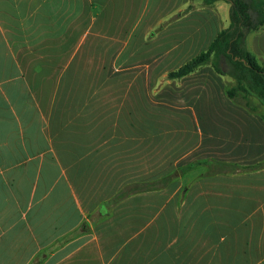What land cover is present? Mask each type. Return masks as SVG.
<instances>
[{
  "label": "crops",
  "instance_id": "0c3cea01",
  "mask_svg": "<svg viewBox=\"0 0 264 264\" xmlns=\"http://www.w3.org/2000/svg\"><path fill=\"white\" fill-rule=\"evenodd\" d=\"M141 4L0 0V264H264L261 114L211 66L167 77L229 5ZM84 48L117 57L104 78L83 77ZM192 84L181 127H160L153 100Z\"/></svg>",
  "mask_w": 264,
  "mask_h": 264
},
{
  "label": "trees",
  "instance_id": "16d2710c",
  "mask_svg": "<svg viewBox=\"0 0 264 264\" xmlns=\"http://www.w3.org/2000/svg\"><path fill=\"white\" fill-rule=\"evenodd\" d=\"M204 5L225 2L229 5L228 26L220 30L208 48L187 61L177 70L168 73L169 79L186 77L198 69L211 66L214 72L231 78L235 85L225 95L236 98L238 105L256 112L264 107V62L245 46L247 35L264 31V0H201ZM251 98L258 103H252ZM264 120V114L261 115ZM131 188L127 194L132 193Z\"/></svg>",
  "mask_w": 264,
  "mask_h": 264
},
{
  "label": "rangeland",
  "instance_id": "374dc122",
  "mask_svg": "<svg viewBox=\"0 0 264 264\" xmlns=\"http://www.w3.org/2000/svg\"><path fill=\"white\" fill-rule=\"evenodd\" d=\"M154 0H141V6H140V10L141 11H149L152 4H153ZM144 12V14H145ZM143 14V15H144ZM146 15V14H145ZM220 17L222 18V15L220 14ZM226 21L227 24L229 23V18H228V14L226 15ZM264 31H261L257 34L255 33H251L249 35H247L246 40H245V46L248 48V50L250 51L252 46L254 45V36L256 35H260L263 34ZM116 34V33H115ZM118 35V34H117ZM262 38V39H261ZM257 42L260 43L261 46L264 47V36H261L260 38L257 39ZM256 43V41H255ZM2 47V42H0V48ZM81 54L79 56V64L81 67V71L83 72V77L85 76V79L88 78L89 80H93L96 78L100 79V78H104V76H99V73L101 72V66H105V70L108 68L116 61L117 57H104V56H97V57H88L86 56L87 54V50L86 48H84L83 50L80 51ZM258 61L260 62V64H262V62H264V58L263 57H257ZM142 59L141 57H138V61L136 62L137 64H142ZM146 70V71H143ZM143 70L139 69L138 71L142 73V75L145 76V80L150 79L151 77V69L150 67L148 69L144 68ZM108 75V72H107ZM106 75V76H107ZM223 82L225 84V88L229 89L230 87L235 85V82L227 77L224 76L223 77ZM164 81L163 79L159 81V85L158 86V90L162 89V85H163ZM180 83H177L178 86ZM195 85V84H194ZM192 85L188 86L187 88H182V90H175L172 91V89H164L162 91V93L159 95V99H154L153 100V106L155 104V106L157 107V112L160 116V121H159V125L160 127H166L167 125L170 126L171 123L174 124L175 128H180L181 124H183V118L182 116H184V114H186V110H187V106L189 105L188 100H190L191 96L194 95V93L192 94L191 90L189 88H194L192 87ZM156 89V87H155ZM151 92H155L154 88H152ZM197 95V94H196ZM161 97V98H160ZM172 99L171 102L168 101V99ZM158 102V104H157ZM255 103H257V101H254ZM198 111H199V107H198ZM202 113V111H199V115ZM256 113L259 114H264V107L263 106H258ZM167 116H169L167 118ZM201 118H199L197 116V119L195 120L196 123V128H202L205 127L206 121L203 119L202 115H200ZM185 124H187V122H184Z\"/></svg>",
  "mask_w": 264,
  "mask_h": 264
}]
</instances>
